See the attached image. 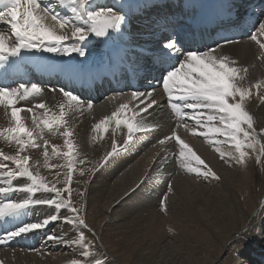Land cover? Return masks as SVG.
Instances as JSON below:
<instances>
[{
	"label": "bare ground",
	"instance_id": "bare-ground-1",
	"mask_svg": "<svg viewBox=\"0 0 264 264\" xmlns=\"http://www.w3.org/2000/svg\"><path fill=\"white\" fill-rule=\"evenodd\" d=\"M172 1L175 2V0ZM177 1L181 5L176 9L180 15L187 18L189 14H184V5L187 2L198 5L197 0ZM96 2L109 5L117 3L121 6L126 21L122 24L120 31L109 30V32L110 35L116 32L125 34V40L130 44L126 48L127 53L131 54V47H134L137 53L143 49L162 50L165 43L171 42L169 39L162 40L158 29L152 27L153 17L156 16L157 0L144 1L135 7H132L131 3H119L118 0H96ZM56 10L61 14H67L63 9L57 8ZM172 10L173 8L166 10L164 20L171 18L169 13ZM224 14L225 17H229L231 10L225 11ZM127 16H129V21ZM131 17H136L137 22H132ZM260 22H264V15ZM259 23L256 28L259 27ZM0 26L3 27L1 29L5 30L6 35L10 32V26L3 22H0ZM164 36L166 37L165 34ZM103 39L105 37L90 38L91 52L101 49L99 46ZM258 39L264 41V37L258 36ZM106 41L110 42L112 39L106 38ZM116 41H121L120 35H115L114 42ZM96 42H99V46H95ZM100 54L103 55L104 52ZM216 55L228 57L229 60L235 62V67L246 69L240 72L242 79H238L237 83L251 90V95L245 101V108L253 117L259 143L256 144L255 150L246 149L248 155L245 163L237 164L235 160L225 162L224 159H220L219 152L216 151L217 147L226 153H235L234 146L229 142H226V147L223 146V142L215 143V141H224L225 138L222 136L214 139L212 136L205 138L193 135L188 128L195 126L194 120L186 119L180 122L187 124L188 127H177V118L171 124L168 119L165 120L163 117L164 103H167L169 108L170 105L163 89H159L153 93V98L157 103L146 114H141L142 127L146 130L136 132L134 143L127 149L118 151L106 166L91 175L93 179L90 180L91 176L87 172L82 176L79 169H91V166L87 167L90 163H98L101 157L111 150L109 140L105 138L111 137L117 143L122 142L123 144L127 134L124 127L116 128L110 124L107 131L101 133L93 129V124L98 123L104 116L110 115L121 103H128L130 107H134L138 101H132L131 93L127 92L109 95L92 104L91 110H87L85 102L83 110L68 111L65 119L67 128L72 133L68 139L75 146V158L77 161L85 160L87 165L75 164L69 187L73 206L80 209L81 215L85 217L91 229V231L82 230L87 240L92 241V255L89 258H82L79 255L82 251L79 246L57 243L46 238L47 235L53 233L69 240L76 237L75 229L61 219L45 229L42 236L39 230L24 234L25 238L35 235L41 237L35 252L0 249V262L3 264H67L74 258L91 261L99 259L100 255H107L111 260L113 258V262L107 258L106 264H264V231L250 235L243 243L236 240V233L246 224L250 221L258 223L261 218H264V162L258 163L256 159L260 156L261 161H264V155H261L264 133L260 131L264 129V101L260 99L264 96V65L262 64L264 50H261L259 45L249 38L244 42L221 45L219 49H216ZM144 56L147 54H141L138 57ZM182 58L181 56L180 59ZM256 85H259V88ZM40 87L41 94L31 96L26 106H21V101L16 106L26 109L43 102L51 112L58 114L60 110L58 106L64 102L62 94L56 88V91H52L53 87L45 85ZM34 100L35 103L32 104ZM177 103H181L182 107V102L177 101ZM182 110L191 111L183 108ZM35 111L40 115L44 110L36 109ZM21 116L23 122L32 128L31 114L22 111ZM10 126V113L3 105H0V129ZM172 130H176L181 139L195 153L199 152L204 159L216 163L215 169L218 171L212 170L220 177L219 180L209 177V185L201 186L202 182L196 180L195 173H189L181 167L177 158L179 146L174 139L167 141L164 145L158 143L160 138L170 135ZM64 139L65 137L60 133L54 135L45 130L43 139L37 141L39 148L28 147L21 153V155L30 157L29 166L34 173L38 170L40 176L50 186L55 184L61 189L65 187L68 162L67 158L62 155L67 151ZM44 140L49 142L48 163L56 165L55 168L44 166V150L41 148ZM55 144L58 145L57 154L53 155L52 145ZM80 144L84 149L80 147ZM17 150L18 146L14 141L10 142L0 137V151L7 155H15ZM113 162L125 163L121 164V167L120 165L114 167ZM130 162L138 163L135 165ZM5 163L14 167L11 162ZM95 163L94 165H97ZM149 170L154 174L152 180L145 179V174H143ZM200 177L203 178V176ZM139 180H141L138 184L140 189L144 188L141 183L146 182L147 190L152 191L150 192L151 197H139L136 193L124 197V193L129 188H133L132 186ZM169 183L172 186L171 191L167 187ZM167 189L169 191L166 198L167 208L163 211L160 209L158 215L153 211L154 209H150V206L154 207V203L159 202ZM81 192L84 193L83 196L79 195ZM46 195L51 198L54 194L46 193ZM61 195L68 198L67 192H61ZM27 197L28 193L19 192L13 199L19 200ZM144 211L150 214L147 215L152 218L151 222L148 223L146 217L139 216ZM29 212L32 217H20L21 220L36 222L37 218L42 219L45 214L50 212L55 214L54 209L41 205L33 206ZM164 212L166 214H163ZM67 214H69L67 209L61 210V215Z\"/></svg>",
	"mask_w": 264,
	"mask_h": 264
},
{
	"label": "snow or ice",
	"instance_id": "snow-or-ice-1",
	"mask_svg": "<svg viewBox=\"0 0 264 264\" xmlns=\"http://www.w3.org/2000/svg\"><path fill=\"white\" fill-rule=\"evenodd\" d=\"M3 10L0 11V22L10 26V32L6 35L5 30L0 29V64L10 62L13 65H27L30 63H47L43 56L35 57L28 55L34 52H47L70 56L75 53L79 57L86 55L85 49L91 37L103 38L110 35L109 30L120 31L122 24L126 21V16L122 8L117 3L111 5L107 3H98L96 0H0ZM63 9L67 14H61L56 9ZM255 27V21L252 22ZM258 36L264 37V22L259 23L256 31L251 32L250 39L255 41L261 50H264V41L258 39ZM225 44L231 43L226 37L223 38ZM177 40L165 43L160 56L152 59L151 63L155 67L158 84H162L163 93L167 95L171 111L175 113L178 124L177 127H188L187 124L180 122L186 119L195 121V126L188 130L193 135H200L208 138L210 136H222L226 142L234 146L235 153L221 151L219 147L220 158L225 162L235 160L237 164L245 163L248 155L246 149L255 150L257 131L254 127L252 115L245 108V101L251 95V90L238 85L237 80L240 77V69L235 67L234 61L225 56H217L216 49L207 48L201 51L195 50L181 51L177 47ZM220 45H217L219 48ZM173 53L170 55L169 53ZM183 57L180 59V57ZM10 58L11 59L10 61ZM178 61V66H177ZM259 88V85H256ZM52 91H56L53 89ZM42 89L37 83H31L26 86L20 83L16 87L8 85L0 86V105H3L10 113L11 126L0 129V137L15 142L18 150L15 155H7L0 151V183L8 186H0V220L27 217L28 212L33 206L47 205L54 209L55 214L51 212L45 214L43 218H37L36 222H24L20 220L13 224L14 230H4V235H0V245L7 244L16 237L23 234H29L35 230L46 229L52 222L63 220L67 225L75 229L77 235L73 239H65L55 233L47 235V239L57 243L79 246L82 251V258H89L92 255V241L87 240L85 232L82 229L91 231L80 209L73 206L71 199V188L74 166L76 163L85 164V160H76V150L74 144L68 139L72 133L67 128L65 119L67 112L71 110H83L85 102L72 91H66L60 88L59 92L64 98V102L59 107V113L51 112L43 102L35 104L32 107L21 108L16 105L20 101H25L31 96L41 94ZM132 101H138L134 107L128 103H121L110 115L104 116L98 123L93 124V129L103 133L107 131L109 124L115 122L117 127L121 125L126 127L127 134L122 145H118L113 139L111 150L107 151L91 169L81 168L80 174L85 172L91 176L98 169L107 165L110 159L118 152L127 149L134 143V134L138 131H145L142 127L141 114H146L157 101L153 98V92L141 93L134 91L130 94ZM264 101V96L260 97ZM177 101L182 102L177 103ZM93 107L89 100L86 103L87 110ZM183 109L191 110L184 111ZM36 109H43V113L38 115ZM138 109V111H137ZM22 111L31 114L32 128H29L21 116ZM131 112V115L128 113ZM198 128L203 131L198 132ZM61 129L63 131L61 132ZM45 130L52 134L60 133L65 137L64 144L67 151L63 152V157L67 158V173L65 178V187L57 188L55 184L49 185L39 171L35 173L30 169L28 155H21L26 148H39V139H43ZM264 133V129L260 130ZM179 146L178 159L182 168L189 173H195L197 176H203L205 179L211 177L219 180L220 177L211 167L197 155L192 148L172 130L170 135H165L158 141L164 145L167 141H172ZM225 141H215L221 143ZM48 140H44V166L55 168L56 165L48 163L49 154L47 150ZM52 154H57V146L52 145ZM261 155H264V145L261 146ZM227 157V159H225ZM257 162L261 161L257 156ZM191 161H195V166H191ZM11 162L14 167H10ZM27 178V183L17 187L12 185L15 178ZM6 178V179H4ZM152 173H146L145 179L152 180ZM87 183V181H85ZM169 191L172 186L169 183ZM53 193L51 198H35L29 195L24 199H12L6 194L10 192H20L35 194L38 192ZM139 191V187L135 189ZM133 191V194H135ZM61 192H67L68 198L61 195ZM79 195L83 196L81 192ZM162 209L166 210V198L161 202ZM67 209V215H61V210ZM264 231V218L260 221H250L240 231L236 233V240L243 243L248 237L256 232ZM3 264V262H0ZM67 264H106L104 259H86L74 258Z\"/></svg>",
	"mask_w": 264,
	"mask_h": 264
},
{
	"label": "rangeland",
	"instance_id": "rangeland-1",
	"mask_svg": "<svg viewBox=\"0 0 264 264\" xmlns=\"http://www.w3.org/2000/svg\"><path fill=\"white\" fill-rule=\"evenodd\" d=\"M1 28H3V27H1L0 26V29ZM244 41H247V40H243V41H241V42H244ZM240 43V42H239ZM262 64L264 65V60L262 61ZM163 120V119H162ZM162 120H160V121H162ZM167 124L168 125H170L168 122H167ZM202 130H204L203 128H201ZM202 130H200V129H198V132L199 131H202ZM197 136H198V134H197ZM219 137L220 136H216V137H213L214 139H219ZM101 139V138H100ZM105 139H107V140H109V146L111 147V145H112V141H113V138H111V137H109V138H105ZM102 140V139H101ZM224 141H225V139H223ZM224 143V147H226L227 145H226V141L225 142H223ZM57 144V143H56ZM55 144V145H56ZM118 145H122V142H120V143H117ZM56 146H58V145H56ZM80 147L82 148V149H84V147H83V145L82 144H80ZM41 148H43V150H44V148H45V145H44V142H42V144H41ZM49 148V145H47V149ZM139 149H141V148H139ZM119 152H121V151H119ZM216 153V152H215ZM77 154L78 155H80V153H78L77 152ZM196 154H198L200 157H201V159H203L208 165H209V167H211V169H215L216 168V163L214 162V161H212V160H206V158L204 159L203 158V156H201L202 154H200L199 152H196ZM221 159V158H220ZM210 162V163H209ZM95 163V162H94ZM94 163L92 164V163H90L87 167H90L91 166V168L94 166ZM97 163V162H96ZM95 163V164H96ZM125 162H113V166L114 167H117V166H119L120 165V167L122 166L121 164H124ZM132 163H134L135 165H136V163H138V162H130V164H132ZM93 165V166H92ZM126 166H127V164H126ZM191 166H195V162H191ZM144 167V166H143ZM164 167V166H163ZM161 168V167H160ZM159 168V169H160ZM224 169H225V167H224ZM215 170H217V169H215ZM99 171V170H98ZM218 171V170H217ZM146 173H151V170H149V172L148 171H145L143 174H146ZM120 174H121V172H120ZM222 174H223V172H222ZM153 176H154V174H153ZM93 178H92V176H91V178H90V180H92ZM103 179H106V178H103ZM196 180H200L201 182H202V184H200L201 186H208L209 185V183H208V178L207 179H205L204 177L203 178H201L200 176H197L196 175ZM94 181V180H93ZM141 182V180H139L137 183H135L132 187L133 188H129V190H127L126 192H128V193H124L125 195H124V197L125 196H128L129 194H131V193H133V191H135V189L137 188V187H139V183ZM102 183V182H101ZM131 184H133L132 182H131ZM142 184V186L144 185V188L142 187V189H140V187H139V191H135V193L136 194H138L139 195V197H151V193L150 192H152L151 190H147V188H146V182L144 183H141ZM140 184V185H141ZM112 185V184H111ZM169 186V185H168ZM167 186V187H168ZM135 187V188H134ZM121 188H123V189H125L124 187H121ZM105 190H106V188H104ZM147 190V191H146ZM143 191H145V192H143ZM143 192V193H142ZM127 194V195H126ZM149 194V195H148ZM165 194V193H164ZM168 194H169V191H168V189H167V191H166V194L165 195H162L161 196V199L159 200V198H158V200H159V202L157 201V202H155L156 203V206H155V203H154V207L153 206H150V209H154L153 211L155 212V213H157L158 215H159V213H160V209H162L161 208V201L162 200H165V198H167L168 197ZM167 195V196H166ZM123 198V197H122ZM155 199L157 200V195H156V197H155ZM144 200V199H143ZM168 204V201L166 200V205ZM113 207V206H112ZM156 208H158V209H156ZM164 209H162L161 211H163ZM143 214V215H142ZM141 215H139V216H141V217H146L147 219H148V223L149 222H151V220L150 219H152L150 216H148V215H150L149 213H148V211H144L143 213H142ZM148 214V215H147ZM156 214V216L158 217V215ZM163 214H166V212H164ZM156 217V218H157ZM146 219V220H147ZM133 226V224L131 225V227ZM106 257V259L108 258L109 260H111V258L110 257H108L107 255H100L98 258L99 259H104ZM111 262H113V258H112V260H111Z\"/></svg>",
	"mask_w": 264,
	"mask_h": 264
}]
</instances>
